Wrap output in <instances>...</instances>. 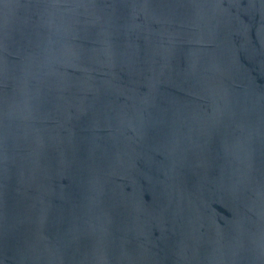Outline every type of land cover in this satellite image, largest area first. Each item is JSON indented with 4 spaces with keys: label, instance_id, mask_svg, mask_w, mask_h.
<instances>
[{
    "label": "water",
    "instance_id": "1",
    "mask_svg": "<svg viewBox=\"0 0 264 264\" xmlns=\"http://www.w3.org/2000/svg\"><path fill=\"white\" fill-rule=\"evenodd\" d=\"M0 264H264V0H0Z\"/></svg>",
    "mask_w": 264,
    "mask_h": 264
}]
</instances>
